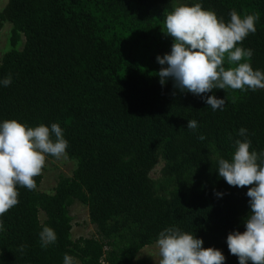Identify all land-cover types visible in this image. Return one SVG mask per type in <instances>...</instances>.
<instances>
[{
    "label": "trees",
    "instance_id": "1",
    "mask_svg": "<svg viewBox=\"0 0 264 264\" xmlns=\"http://www.w3.org/2000/svg\"><path fill=\"white\" fill-rule=\"evenodd\" d=\"M196 3L226 23L232 10L259 13L256 32L237 46L251 48L248 62L264 72V0L7 1L0 30L5 21L12 29L0 81L11 74L12 82L0 84V124H59L76 167L53 193L39 189L43 174L34 190L17 185L19 203L0 216V264H64L65 254L75 264H134L173 226L221 250L224 264H239L227 236L246 230L251 186H230L218 167L220 159L231 161L236 140L249 139L250 151L264 152V89L198 96L181 92L171 78L161 85L158 72L166 65L157 56L174 43L164 32L166 16ZM211 95L225 99L222 109L207 105L203 97ZM160 158L156 180L151 173ZM75 200L88 207L97 237L72 238ZM45 226L57 240L42 248Z\"/></svg>",
    "mask_w": 264,
    "mask_h": 264
},
{
    "label": "clouds",
    "instance_id": "2",
    "mask_svg": "<svg viewBox=\"0 0 264 264\" xmlns=\"http://www.w3.org/2000/svg\"><path fill=\"white\" fill-rule=\"evenodd\" d=\"M258 20L259 13L241 17L232 10L230 22L226 23L199 3L175 7L166 16L164 31L174 40L171 52L157 56L158 63L166 65L158 72L161 85L171 78L175 88L198 96L213 89H264V72L253 70L248 62L253 50L237 46L250 33L256 32ZM226 57L230 65L227 68ZM11 82L9 74L0 84L9 86ZM203 98L213 111L222 109L226 102L215 95ZM187 127L196 130L197 121L189 120ZM246 134L247 129H239L240 136ZM199 139L205 137L201 135ZM235 143L237 147L231 161L219 160L218 174L230 186H251L246 193L251 211L245 219L246 230L230 232L227 245L230 253L238 257L239 264H248V261L264 264V152L250 151L249 139L236 140ZM68 146L57 123L51 128L45 125L27 127L15 119L0 124V216L19 203L17 185L29 190L36 188L35 177L42 174L46 155L57 159L64 157ZM39 237L42 248L57 240L55 231L48 226L43 228ZM157 245L161 256L159 264H224L225 261L221 250L204 248L201 238L174 226L160 232ZM24 247L21 245V252ZM64 264L75 262L65 254Z\"/></svg>",
    "mask_w": 264,
    "mask_h": 264
},
{
    "label": "rangeland",
    "instance_id": "3",
    "mask_svg": "<svg viewBox=\"0 0 264 264\" xmlns=\"http://www.w3.org/2000/svg\"><path fill=\"white\" fill-rule=\"evenodd\" d=\"M8 0H0V11L5 7ZM12 25L10 22L5 21L2 29L0 30V62L5 52L10 48ZM23 36V35H22ZM25 43V37L18 45L21 49ZM164 165V160L160 158L158 164L151 173L154 179L161 176V169ZM76 167V161L69 157L66 152L64 157L57 159L54 156H47L46 166L42 171L43 179L39 189L44 192L53 193L54 189L63 176H71ZM69 213L72 216V238L78 239L80 237H97V228L91 222L88 213V207L78 200H75L69 206ZM42 220L45 219V214L41 213ZM161 256L157 243L143 247L137 254L134 264H159ZM80 264V263H79Z\"/></svg>",
    "mask_w": 264,
    "mask_h": 264
}]
</instances>
